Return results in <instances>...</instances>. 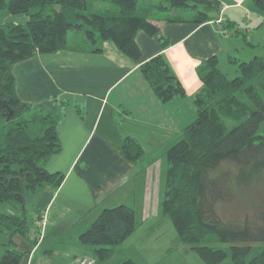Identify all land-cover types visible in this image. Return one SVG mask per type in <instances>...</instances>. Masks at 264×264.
I'll list each match as a JSON object with an SVG mask.
<instances>
[{"label": "trees", "instance_id": "1", "mask_svg": "<svg viewBox=\"0 0 264 264\" xmlns=\"http://www.w3.org/2000/svg\"><path fill=\"white\" fill-rule=\"evenodd\" d=\"M102 2L106 5L101 8ZM253 3L264 11V0ZM200 4L205 9L194 20L204 22L210 19L206 9L213 8L209 0H0V17H25L23 22H0V98L14 111L9 118L0 111V201L16 207L0 215L11 228L0 264L21 263L23 253L12 236L30 230L26 193L43 184L57 187L64 176L44 165L60 150L57 114L19 100L13 65L70 47L71 30L82 31L85 45L93 50L111 40L137 60L135 35L141 29L155 33L150 18L156 10L169 12L167 20H178L181 16L170 12L195 10ZM216 63L212 55L198 64L203 88L196 95V116L162 147L167 167L161 213L172 220L177 243H190L207 264L227 257L232 264H264V57L241 61L240 73L230 78ZM140 69L160 100L185 95L162 54L141 63ZM142 153L137 140L123 138L120 154L125 159L135 162ZM135 224L134 209L119 203L103 208L79 239L91 247L95 264H103ZM113 264L138 263L121 256Z\"/></svg>", "mask_w": 264, "mask_h": 264}, {"label": "crops", "instance_id": "2", "mask_svg": "<svg viewBox=\"0 0 264 264\" xmlns=\"http://www.w3.org/2000/svg\"><path fill=\"white\" fill-rule=\"evenodd\" d=\"M209 1L213 8L206 9L210 19L204 22L194 20L198 10L205 9L201 4L195 10L170 12L181 16L178 20H167L165 11L153 15L155 33L141 29L135 35L140 49L137 60L111 40L93 50L82 43L83 37L78 43L76 36L70 47L37 53L13 65L19 100L42 104L57 114L60 150L44 165L64 175L57 187L43 184L25 196L24 209L31 202V215L38 211L43 222L35 247L29 237L38 226L34 218L26 235H14L15 247L24 252L20 264H46L57 255L63 258L61 264H70L88 255L91 247L79 239V233L105 207L127 204L134 209L136 221L160 214L167 167L162 147L196 116L195 99L203 88L198 64L212 55L218 60L224 48L231 55L230 38L221 34L232 36L226 25L235 22L227 17L224 23L220 14L243 8V0ZM23 20L21 16L15 21ZM157 54L164 56L185 95L162 101L155 94L140 64ZM125 136L143 149L135 162L120 154ZM126 239L103 264H113L121 256L132 258L123 249Z\"/></svg>", "mask_w": 264, "mask_h": 264}, {"label": "rangeland", "instance_id": "3", "mask_svg": "<svg viewBox=\"0 0 264 264\" xmlns=\"http://www.w3.org/2000/svg\"><path fill=\"white\" fill-rule=\"evenodd\" d=\"M99 5L102 8L105 7L106 4L102 2ZM242 6V9L239 6L236 8H229L225 11L224 16L220 14L224 19V23L227 17H230L235 22L232 26L226 25V27H229V32L231 33L232 31V33H234L232 36H229V34L223 31L221 34L222 36L227 35L230 38L232 43L231 48H233V50H231V55H228L226 48H224V51L218 55L216 63L221 72L229 78L240 73L239 63L241 61H247L252 56L264 57V19L259 15L264 11L257 8L253 0H243ZM156 12L158 13L157 10L154 13ZM21 16L24 15L7 13L0 17V22L17 20ZM238 28L239 30L236 31ZM83 35L84 33L80 30L69 31V43H74V41L70 40L76 38V36H78L77 42L80 43L79 37H84ZM82 43L85 44L84 42ZM164 185L165 183L163 181V186ZM28 193L30 192H27L26 195ZM32 205L31 202H26L25 216L29 222H31L32 218L38 222V226H36V229H34L33 233L29 236L33 243V247H35L41 239V224L43 220L38 211L31 215ZM14 210H16V207L11 203L0 201V215L12 213ZM3 222L4 221L0 218V252L9 245V231L11 229ZM16 234L19 233H15L14 235ZM176 234V229L172 220L169 217H164L161 212L159 215L151 214V216L143 220L142 216H140L138 221H136L134 230L128 235L125 242L126 244H124L126 247L123 246V249H127L130 256L139 264H207L195 250L190 249V243H177L175 240ZM14 235L12 236V240ZM6 242L8 244H5ZM222 245H226V243ZM10 246H13V244L10 243ZM22 253L24 254V252ZM87 254L88 255L80 257L89 258L93 260L92 264H95V259L92 257L91 252L88 251ZM77 258L70 264H73ZM61 260H63V258L57 255L52 260H49V262H46V264H61ZM219 264H232V262L227 257Z\"/></svg>", "mask_w": 264, "mask_h": 264}, {"label": "water", "instance_id": "4", "mask_svg": "<svg viewBox=\"0 0 264 264\" xmlns=\"http://www.w3.org/2000/svg\"><path fill=\"white\" fill-rule=\"evenodd\" d=\"M0 111L6 114V117L9 118L13 114V109H11L5 99L0 98Z\"/></svg>", "mask_w": 264, "mask_h": 264}, {"label": "built area", "instance_id": "5", "mask_svg": "<svg viewBox=\"0 0 264 264\" xmlns=\"http://www.w3.org/2000/svg\"><path fill=\"white\" fill-rule=\"evenodd\" d=\"M93 263V260H91V259H87V258H85V257H79V258H77L74 262H73V264H92Z\"/></svg>", "mask_w": 264, "mask_h": 264}]
</instances>
